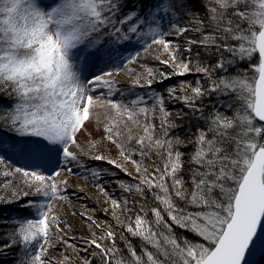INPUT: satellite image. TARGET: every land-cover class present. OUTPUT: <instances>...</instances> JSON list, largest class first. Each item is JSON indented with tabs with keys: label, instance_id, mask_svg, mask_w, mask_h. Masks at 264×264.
Segmentation results:
<instances>
[{
	"label": "snow or ice",
	"instance_id": "1",
	"mask_svg": "<svg viewBox=\"0 0 264 264\" xmlns=\"http://www.w3.org/2000/svg\"><path fill=\"white\" fill-rule=\"evenodd\" d=\"M192 2L0 0V165L9 159L7 152L33 162L2 173L5 187L17 185L9 179L13 174L20 180L12 199L0 197V204L32 200L25 205L28 215L15 218L0 255L19 245L24 254L17 264H53L47 259L50 248L57 243L75 247L49 202L64 198L67 181L59 179L61 172L83 166L72 148H79L77 135L97 103L114 113L113 123L104 127L105 138L132 161L137 177L120 184L128 194L122 202L111 199L113 219L123 231L93 222L102 232L84 241L99 250L93 257L99 255L102 264H250L256 252L264 255V0H206L201 19ZM183 19L188 25L181 26ZM189 32L196 36L183 45L169 39ZM137 45L173 72L142 64L143 73H133L134 88L162 82L157 75L205 78L206 83L198 79L195 85L181 82L182 96L176 88L169 90L203 121L194 139L172 135L187 113L170 112L162 95L130 93V99L116 102L112 71L89 78L92 67L113 63ZM194 45L213 50L215 62L204 63L200 52L193 61ZM138 61L139 53L127 64ZM245 61V70L235 71ZM99 89L108 96L94 100ZM213 96L216 102L205 115L204 98ZM120 124L139 130L135 149L119 142L122 133L114 129ZM189 147L187 153L181 150ZM137 154L140 159H132ZM177 228L186 235L178 236ZM125 232L142 241L139 251ZM104 240L110 243L98 242ZM64 257L70 260L67 253ZM83 264L92 262L84 258Z\"/></svg>",
	"mask_w": 264,
	"mask_h": 264
},
{
	"label": "trees",
	"instance_id": "2",
	"mask_svg": "<svg viewBox=\"0 0 264 264\" xmlns=\"http://www.w3.org/2000/svg\"><path fill=\"white\" fill-rule=\"evenodd\" d=\"M205 2L206 0H193L192 2V9H193V12L196 13L197 19H201L205 16V11L202 8V4ZM179 23L181 24V26H186L188 25L189 20L183 19V20H180ZM195 36H196L195 33L189 32L186 34V37L179 38V39H177L176 37H169V39L173 40V42L175 43H180L181 45H183L187 37L195 38ZM197 52H200L201 54L200 59L204 63H214L216 60V56L214 55L213 50L204 49L202 47H198L194 45L193 51H192L193 61H195L196 59L195 54ZM164 57H166L167 59V56H163V58ZM246 65H247V61L237 66L235 71H244L246 68ZM147 66L153 67L155 69H159L160 71L164 73H168V74H171L173 72L172 68H169L165 65L160 64L157 60L155 61V59L148 62ZM134 79L135 77L133 78V80ZM198 79L206 83V80L203 77V75L196 74V73L188 74L185 76L170 75L169 78H162L159 75H157L156 81L162 80V82H154L151 88H148L149 92L151 91L150 94L162 95L164 97L165 107L173 114H175L178 111H184L187 113V115H185L182 120L177 121V123L180 126L176 130L173 131L172 133L173 136L179 135L182 138L194 139L197 128L204 126L203 121L198 120L196 116L193 115L192 111L188 109L181 100L173 99L172 97L169 96V90L172 88H176L177 89L176 94L178 96H182L184 93L179 90L181 86V82L186 81L189 84L195 85V82ZM166 90H168L167 93L165 92ZM213 102H216L215 96H213L211 99H209L208 97L204 98V107L206 109L205 115L207 114V111L210 110L211 104ZM129 128L131 129V131H129L128 128L124 127V130H122L123 136H121V138H118V139H119V142L123 143L126 148L135 149L136 148L135 138H138V135L140 134V132L138 129H136L135 127L131 125H129ZM129 135L134 137V139L128 140ZM105 137H106L105 134L103 135L100 134L97 137L94 136V138L96 139V142H93L95 140L94 139L92 140L93 143H91L90 141L87 143V146L83 148V151L86 150L88 152H91L92 154L104 155L105 157L104 160L96 161L92 159L91 156L89 155H85V154L82 156L79 155L80 157H83V156L85 157L83 162H86V163H83V164L92 165V166L95 164H96L95 166H102L103 164V167L101 168L106 170L108 174L107 175L104 174V176L99 177L98 180L101 181V183L100 185H98V188L106 189L107 193H104L101 195L97 192H94L93 198L87 197L88 203L85 200L86 205L83 204L82 207H80L81 208L80 210L82 212L86 211V213L91 217V219L87 221L85 230L84 228L83 229L81 228L82 230L74 229V228L71 229L72 231L73 230L75 231L74 234L76 233V236L74 237L72 241L75 245L74 247L75 257L72 260L71 264H83L84 258H87L88 260H90L92 264H102L101 258L99 255H96L95 257H93V253L98 252L99 250L96 249L94 246L88 245L84 242L86 240L88 241L92 240L94 238L93 237L94 233L97 236H100L102 234L101 229H98L94 226V223H93L94 221L100 223L105 228V230L107 226L110 225L112 229L115 230L118 234L121 231H123L119 222L113 219L114 209L112 207L110 208L106 206V201L104 200V197L107 196V198H109L110 201L111 199H116L117 201L122 202V197L128 196V194L125 193L120 188V184L121 183L123 184L134 183L135 180L133 178L137 177V173L135 171V167L133 166V169H132L134 172L133 175H126L125 171L115 167L113 164H109L106 161V158L109 155V152L111 150V145H109V142L106 140ZM4 138L7 139L6 136ZM93 145H95V147H93ZM181 150L187 153L188 151L191 150V147H189L188 149H181ZM132 159L139 160L140 157L137 154V155H134ZM3 171H5L3 165H0V197H8L9 199H12V197L10 196V193L16 191L17 186L5 187V178L2 174ZM28 198H31V197L29 196L26 198H21L15 203L0 204V245H3L8 242L9 233L12 231L15 218L24 217L28 215V212L25 211V205H26L25 201L28 200ZM129 199H131V197H129ZM136 199H139V197H137ZM149 199H150V196H149ZM138 207L139 206L137 205L136 210H138ZM70 214H82V213H78V212L74 213L71 208L69 209L68 213L67 211L63 213L64 216L61 214L63 216L60 219L61 224L63 225L65 224L64 226H62L63 228H66L67 225H69L66 222L67 221L66 217H70V220H71L72 217ZM130 215H132L134 218L135 211L131 213ZM149 215L151 218V214ZM120 219L125 224L128 222L127 217L125 215H121ZM175 230L178 236L186 235V233H184L182 230L178 228ZM125 236L127 237L128 240L132 242L133 246L136 247L137 250L139 251L140 247L142 246V241L139 238L131 237L126 232H125ZM189 238L191 239V237ZM98 242H102L105 244L110 243V241H107V240L98 241ZM117 244L121 248V250L124 252V254L126 255L127 254L126 250H124L123 242L120 241L119 235H117ZM84 249H87V251H84ZM23 254H24V250L19 245H17L16 247L10 248V249H4L3 255H0V264H17V261L23 256ZM255 264H264V255H262Z\"/></svg>",
	"mask_w": 264,
	"mask_h": 264
},
{
	"label": "rangeland",
	"instance_id": "3",
	"mask_svg": "<svg viewBox=\"0 0 264 264\" xmlns=\"http://www.w3.org/2000/svg\"><path fill=\"white\" fill-rule=\"evenodd\" d=\"M137 53H139V61L131 64H127V60L129 57H135L137 56ZM155 59V54H145L143 52V49L137 45L136 48H130L127 51H124L121 55L119 60H115L113 63H109L107 65H100L98 67H92L90 69V72L88 73L89 78H91L92 75H98L100 72L103 71H112L113 76L112 79L117 82L116 87L118 91H115L114 94V100L116 102L125 101L127 99H130V93L132 94H139V95H147L150 94L149 89L147 86L144 88L139 87H132V81L135 77L133 73H143L144 69L141 67L142 64H148V62ZM166 59V57H164ZM156 61V59H155ZM123 62V63H122ZM127 64V66H125ZM119 69V71H117ZM168 90L165 92L167 93ZM108 96V92L106 89H99L96 92L93 93V99L95 100L97 97ZM106 102V101H105ZM113 117L114 113L111 109H108L104 107L101 103H97L96 106L90 108V119L88 121H85L83 130L78 133L77 135V141L79 144V148L73 147L72 150L75 151L78 155L82 156L88 151L84 150L87 146V143L91 141V143L96 142V139L94 136H99L100 134L103 135L106 133L104 132V127L106 125H110L113 123ZM130 125V124H129ZM122 130H124V125L120 124L118 128L114 129V131H120L122 133ZM123 136V134L121 135ZM121 136L119 138H121ZM95 139V140H94ZM4 140L7 142L8 138H4ZM92 140H94L92 142ZM109 142V145H111V150L109 152V155L106 158V161L113 160L117 164H120L121 167L119 169H122L123 171L126 169L128 173H131L133 175V163L119 155V149L117 148L116 144L111 142L110 140L106 139ZM9 159L6 160L5 164H3L4 170H9L13 165L25 168L27 169L33 162L23 158L21 156L13 155L11 152L5 153ZM84 156L81 157V160H84ZM86 163V162H83ZM96 165V164H95ZM95 165H86L83 164L81 166L80 164H73L71 165L72 171L71 173L67 171H62L60 174L59 179H63L67 181L66 190L64 192V198L61 199H53L49 203L51 204V207L53 209L54 214L58 215L61 219L63 217V213L67 211L69 212V209L72 208L73 212H78L82 214H70L72 219L70 220V217H66L67 223L71 226L63 228V224L60 223L59 227L63 230V235L70 239V243L74 245L72 242L74 237L76 236V233L74 234V230L71 229H86L87 221L89 220V215L85 212H82L80 207L82 205H86L85 203H88L89 198H93L94 192H97L99 194L107 193L106 189H103L101 191L100 188H98V185H100L101 181H99V177L104 176V174H108L106 170L102 166H95ZM49 172L52 171L51 168L48 169ZM98 173V176H93L92 173ZM9 179L15 180L17 182V187L19 186V180L20 176L13 174L12 177ZM62 189L64 186H61ZM109 188V187H108ZM21 190H26L21 188ZM99 196V195H98ZM31 197V196H30ZM28 200H32L31 198H28ZM26 200L25 203L28 201ZM86 200V202H85ZM104 200L106 201V206L112 207L111 201L107 196L104 197ZM112 212V210H111ZM63 216H62V215ZM77 227V228H76ZM81 229V230H82ZM54 231V230H53ZM78 235V234H77ZM87 238V237H86ZM67 253V256L70 257V260H65L64 254ZM75 257V250L74 247H69L65 245L64 243H57L54 248H50L48 250V256L47 259L51 260L53 264H71L72 260Z\"/></svg>",
	"mask_w": 264,
	"mask_h": 264
},
{
	"label": "water",
	"instance_id": "4",
	"mask_svg": "<svg viewBox=\"0 0 264 264\" xmlns=\"http://www.w3.org/2000/svg\"><path fill=\"white\" fill-rule=\"evenodd\" d=\"M261 256H262V254L259 251L256 252L255 255L250 257V264H255Z\"/></svg>",
	"mask_w": 264,
	"mask_h": 264
}]
</instances>
